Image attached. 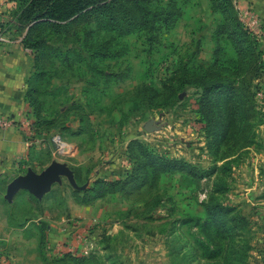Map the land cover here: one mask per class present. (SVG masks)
I'll list each match as a JSON object with an SVG mask.
<instances>
[{
    "label": "rangeland",
    "instance_id": "1",
    "mask_svg": "<svg viewBox=\"0 0 264 264\" xmlns=\"http://www.w3.org/2000/svg\"><path fill=\"white\" fill-rule=\"evenodd\" d=\"M238 1L234 15L260 43ZM180 7L154 43L96 22L27 36L64 56L39 55L45 124L33 128V116L26 161L0 176V264H264V56L263 67L252 57L235 71L211 0ZM17 9L0 0V37L22 42ZM27 50L24 96L35 72ZM149 120L161 129L146 132ZM53 165L72 181L61 174L42 198L21 190L6 199L17 177ZM210 203L235 208L246 229L228 225L232 233L208 239L198 219Z\"/></svg>",
    "mask_w": 264,
    "mask_h": 264
},
{
    "label": "trees",
    "instance_id": "2",
    "mask_svg": "<svg viewBox=\"0 0 264 264\" xmlns=\"http://www.w3.org/2000/svg\"><path fill=\"white\" fill-rule=\"evenodd\" d=\"M189 2L190 0H18L15 24L20 32L28 30V33L23 36L22 44L35 54V72L27 82L28 90L25 95L35 118L33 128L45 124L43 114L46 102L39 100L35 94H40L39 96L43 97L46 94L42 92L41 87L34 85L36 81L48 77L45 64L47 62H43L41 58L47 60L51 55L55 57L64 55L56 49L40 46L41 42L31 44L27 38L28 35L43 25L62 33L63 30L66 31L77 23L96 22L109 33H130V35L143 33L142 35L146 37L149 43H154L162 31L169 30L178 22L182 10L180 4L185 6ZM211 3L214 12L223 15L224 24L221 33L226 35L239 58L235 71L239 67L254 62L252 57L256 63L259 62L263 67L264 51L261 49L260 43L251 37L252 34L244 28L238 17L234 15L233 0H211ZM104 51L106 57L111 58L113 56L112 50L104 49ZM90 53L92 59L99 55L98 52L91 50ZM65 60L68 61V58ZM51 65L54 66L52 62ZM227 71L231 72V69L229 68ZM108 77H115L120 81L125 79V77L116 75ZM220 89L215 88L213 91ZM230 107H224L222 110L219 108L217 112L222 115L227 114L225 111H228ZM198 221L199 224L202 223V231L211 241L214 237H222L227 231L232 233L231 228L226 229L228 225L238 223L246 229L247 224V220L236 213L235 208L211 203L206 208V219L203 222L201 219Z\"/></svg>",
    "mask_w": 264,
    "mask_h": 264
},
{
    "label": "crops",
    "instance_id": "3",
    "mask_svg": "<svg viewBox=\"0 0 264 264\" xmlns=\"http://www.w3.org/2000/svg\"><path fill=\"white\" fill-rule=\"evenodd\" d=\"M238 8L249 20L257 21L260 47L264 51V0H239ZM33 56L19 40L0 42V117L13 119L11 128L0 129V176L24 163L35 134L33 114L24 102L25 80L30 75Z\"/></svg>",
    "mask_w": 264,
    "mask_h": 264
},
{
    "label": "water",
    "instance_id": "4",
    "mask_svg": "<svg viewBox=\"0 0 264 264\" xmlns=\"http://www.w3.org/2000/svg\"><path fill=\"white\" fill-rule=\"evenodd\" d=\"M181 99L183 96L180 97ZM161 129V126L156 120H149L144 124V130L148 133H154ZM65 174L72 181V173L65 166L53 165L47 168L42 174H37L34 171H28L25 176L17 177L9 184L6 199L11 202L13 197L21 190H27L42 198L55 183L57 176Z\"/></svg>",
    "mask_w": 264,
    "mask_h": 264
},
{
    "label": "built area",
    "instance_id": "5",
    "mask_svg": "<svg viewBox=\"0 0 264 264\" xmlns=\"http://www.w3.org/2000/svg\"><path fill=\"white\" fill-rule=\"evenodd\" d=\"M252 21V20H251ZM252 25L254 28L257 29L258 23L257 21H252ZM7 39L0 37V42H6ZM13 126V121L9 118L0 117V129H7Z\"/></svg>",
    "mask_w": 264,
    "mask_h": 264
}]
</instances>
